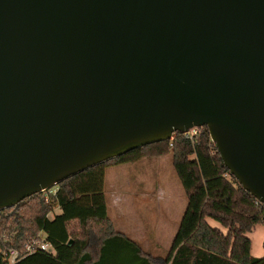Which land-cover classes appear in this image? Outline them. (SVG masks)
Listing matches in <instances>:
<instances>
[{"label": "water", "instance_id": "1", "mask_svg": "<svg viewBox=\"0 0 264 264\" xmlns=\"http://www.w3.org/2000/svg\"><path fill=\"white\" fill-rule=\"evenodd\" d=\"M194 127L264 205V0H0V210Z\"/></svg>", "mask_w": 264, "mask_h": 264}, {"label": "trees", "instance_id": "2", "mask_svg": "<svg viewBox=\"0 0 264 264\" xmlns=\"http://www.w3.org/2000/svg\"><path fill=\"white\" fill-rule=\"evenodd\" d=\"M167 153L186 206L171 245L161 256L146 252L115 229L105 178L110 165ZM55 188V196L47 198L41 191L0 210V264H7L3 250L21 248L40 232L53 253L39 250L14 264H264V256L250 254L246 235L255 225H264V205L229 173L206 127L195 133L177 131L170 139L91 166ZM56 207L60 213L49 218ZM206 217L226 233L209 225Z\"/></svg>", "mask_w": 264, "mask_h": 264}, {"label": "rangeland", "instance_id": "3", "mask_svg": "<svg viewBox=\"0 0 264 264\" xmlns=\"http://www.w3.org/2000/svg\"><path fill=\"white\" fill-rule=\"evenodd\" d=\"M171 160V154L167 153L107 167L105 192L115 227L125 233L135 231L136 234L143 230L160 231L164 239L161 243L163 248L144 249L153 255L162 256L166 253L175 233V224L186 203ZM57 213L59 209L54 208L48 217L53 218ZM162 223L168 225L167 232L161 225L158 227Z\"/></svg>", "mask_w": 264, "mask_h": 264}, {"label": "crops", "instance_id": "4", "mask_svg": "<svg viewBox=\"0 0 264 264\" xmlns=\"http://www.w3.org/2000/svg\"><path fill=\"white\" fill-rule=\"evenodd\" d=\"M185 196V195H184ZM114 203V202H113ZM110 206V205H109ZM185 206H186V203H185ZM185 206H184V209H185ZM57 208V207H56ZM59 209V208H57ZM183 209V211H184ZM183 211L180 213V217L178 218V221L177 223L175 224V233L177 231V228L179 226V223H180V219H181V216L183 214ZM59 213H60V209H59ZM119 213V211H118ZM58 214V213H57ZM111 212L109 214L113 224H114V227H115V223H114V220L113 218L111 217ZM154 218H156V216H154ZM206 221L209 223V225H211L212 227H217L219 228L223 233H226L227 229L222 227L217 221L209 218V217H206ZM157 222V221H156ZM155 222V225L157 226V223ZM163 222V221H161ZM175 223V222H174ZM164 227L162 229H166L165 232L168 231V225L166 223H162V224H159L158 227ZM115 229L117 231H120L122 233H124L126 236H128L130 239H132L133 241H135L141 249H154V250H157L159 248H163V246H161V243L163 242L164 239L161 238L160 234L161 233L160 231H154V229H152L153 231L152 232H149L147 230H143V232H139L137 231V234L135 231H132V232H129V233H125L124 231L120 230V229H117L115 227ZM145 229V228H144ZM147 231V232H146ZM145 233L147 235H145ZM174 233V235H175ZM173 235V237H174ZM250 241H251V246H250V254L252 256H256V257H263L264 256V248H263V241H264V225H261V224H257L253 227V229L251 230V232H248L246 234ZM132 236V237H131ZM133 237L135 239H133ZM172 237V239H173ZM172 242V240H171ZM171 245V243H170ZM169 245V247H170ZM169 247H167L166 250L169 249ZM261 247L263 250H261ZM253 248L255 249V251H253ZM148 252V251H146ZM158 255V254H157Z\"/></svg>", "mask_w": 264, "mask_h": 264}, {"label": "built area", "instance_id": "5", "mask_svg": "<svg viewBox=\"0 0 264 264\" xmlns=\"http://www.w3.org/2000/svg\"><path fill=\"white\" fill-rule=\"evenodd\" d=\"M197 128H192L189 131L195 133ZM173 136V135H172ZM171 136V137H172ZM42 192L45 193L48 198L50 195L55 196L56 188L55 186L49 187ZM46 251L49 253H53L52 244L46 239V236L40 232L35 237L30 238L27 242H25L21 248H10L2 251L4 259L7 264H14L20 259L35 253L36 251Z\"/></svg>", "mask_w": 264, "mask_h": 264}]
</instances>
